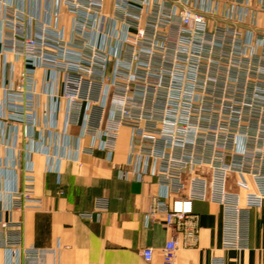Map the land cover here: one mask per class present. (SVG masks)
<instances>
[{
  "label": "built area",
  "instance_id": "obj_1",
  "mask_svg": "<svg viewBox=\"0 0 264 264\" xmlns=\"http://www.w3.org/2000/svg\"><path fill=\"white\" fill-rule=\"evenodd\" d=\"M65 2L75 13L71 40L65 39L64 28L56 27L59 7L51 14L55 24L48 23L35 32L31 30V18L26 20L24 15L16 13H7L4 18L6 30L10 32L7 44L24 57L27 75L32 76L37 67L47 68L57 77L61 75L63 92L57 97L68 105V123H77L84 111V133L94 132L100 138L102 132L98 130L103 119L91 123L90 115L95 106L104 110L111 105L112 115L107 119L105 139L100 145L109 153L114 150L119 126L131 127V170H120V177L128 179L131 175L152 173L163 187L153 197L147 216L150 221L162 216L172 231L162 249L164 264L175 263L180 245L196 242L200 233L194 214L197 200H215L223 205L225 218L233 220L238 229L236 233L229 232L233 235H228L225 243L229 247L241 246L239 228L247 229L249 209L264 207V118L251 115H264V105H191L188 98L181 101L183 105H145L142 77L144 73L155 75L153 60L161 56L168 58L171 53L158 41L162 27L179 29L177 43L168 39L166 45L177 44L174 60L187 61L189 75L198 79L212 57L235 62L255 61L257 53L264 54V33L258 38L253 30L264 29V16H259L264 13V0H258V7L253 9V0ZM146 13L148 22L143 20ZM222 15L230 19V24L247 23L249 28L242 32L236 30V25H225ZM180 17L182 23H178ZM212 17L218 21L214 22ZM148 52H151L149 56ZM175 61L176 65L184 66L178 63L181 61ZM220 66L217 68L221 76ZM233 69L236 70L235 66ZM260 70L264 75V67ZM198 83L196 87L188 84L189 96L196 94L195 88H201V82ZM33 86L29 87L31 92L25 100L27 107L35 103ZM145 91L149 95L153 93L151 87ZM209 116L214 119H208ZM232 173L240 175L237 185L246 191L244 204L240 194L227 190ZM246 175L252 179L255 190L251 189ZM25 181L30 186L23 191L16 190L14 197L26 203L32 201V177L26 176ZM101 205H104L102 201L98 206L103 208ZM0 227L4 246L18 257L22 253L20 226L1 220ZM142 255L150 261L152 247L144 248ZM210 264L224 263L222 258L213 257Z\"/></svg>",
  "mask_w": 264,
  "mask_h": 264
},
{
  "label": "crops",
  "instance_id": "obj_2",
  "mask_svg": "<svg viewBox=\"0 0 264 264\" xmlns=\"http://www.w3.org/2000/svg\"><path fill=\"white\" fill-rule=\"evenodd\" d=\"M257 2L253 0L252 9ZM58 7L56 27L64 28L65 39L71 40L75 13L65 0H0V221L20 226L22 250L18 257L11 255L0 227V264H164L162 249L172 231L162 216L151 221L147 216L163 187L152 173L120 177V170H131V127L119 126L111 153L102 149L111 105L92 109L91 123L103 119L100 138L84 133V111L77 123H68V105L57 97L63 92L61 75L37 67L28 76L24 57L7 44V13L33 19L35 32L55 24L52 15ZM30 86L35 103L27 107ZM29 175L32 201L25 203L14 193L27 188ZM246 178L255 190L250 176ZM238 179L232 173L227 190L240 194L244 204L246 191ZM225 213L215 200L195 201L200 233L193 245L178 247L174 264H210L213 257L224 264H264V207L249 209L238 247L225 243L238 232ZM146 247L153 249L150 261L142 255Z\"/></svg>",
  "mask_w": 264,
  "mask_h": 264
},
{
  "label": "rangeland",
  "instance_id": "obj_3",
  "mask_svg": "<svg viewBox=\"0 0 264 264\" xmlns=\"http://www.w3.org/2000/svg\"><path fill=\"white\" fill-rule=\"evenodd\" d=\"M145 15L146 17H149V14L146 13L143 17V20L148 22L149 20H147ZM225 16L222 15L223 24L228 26L236 25V30L241 29L242 32L247 31V23L230 24V19H226ZM259 16H264V14ZM211 19L214 20V22L218 21V19L215 17H212ZM178 23H182L181 17L178 19ZM253 30L258 38L262 37L261 35L264 33V29L253 28ZM179 33V29H172L170 27H162L160 29L159 35L157 36L159 39H157L159 43L163 44V49L168 47V51L171 53H169L168 58H166V56H161V59L158 58L156 61L153 60L152 65L156 66L153 68L155 75L150 76V74L144 73L142 77V87L144 90V99H142L143 104L180 105L181 101H185L188 98L191 105H264V75L260 70L261 66L264 67L263 52L257 53L255 55V61L247 59L246 61L235 62L234 60L231 61V59L214 60L212 57V59H209L206 62L207 66L205 73L201 74L202 77H199L198 79L193 75H189L190 71L187 70L189 63L187 61L174 60L176 57L175 53L177 52L176 50L178 48L176 47L177 44L170 46L166 45L165 41H168V39H171V41L175 40L174 43H177L176 40ZM143 47L147 48L146 45ZM150 48L151 47L149 46L148 50H151ZM163 52L165 53V50ZM150 53L151 52H148V56ZM192 53H195V51L192 50ZM244 55L247 56V53H244ZM173 61L176 63L181 61L178 63H180V65L183 64L184 66H178L173 63ZM219 62H221V64H219ZM148 63L151 64V62ZM217 65H222V67L220 66L222 68L221 70H223V74H221V76ZM243 65H245V67ZM234 66L236 70L238 69L237 71L233 69ZM174 68H179L183 72L180 71V73H177L178 71H174ZM185 68L186 70H184ZM196 71H198V69H196ZM232 72L235 73V76L231 75ZM240 72H242L241 75H239ZM172 73L173 76L171 75ZM198 82H201V88H195L196 94L191 93L189 96V94H187L188 84L190 83L189 85L196 87L199 84ZM147 87L148 89L150 87L152 88L153 93L151 95L146 93L145 89ZM174 90L177 92H173ZM247 112L249 113V111ZM251 115L253 118H262L261 116L264 118V115ZM211 118L214 119L213 117H208V119Z\"/></svg>",
  "mask_w": 264,
  "mask_h": 264
}]
</instances>
